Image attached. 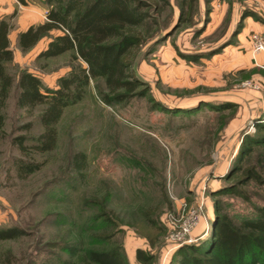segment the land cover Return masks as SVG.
Wrapping results in <instances>:
<instances>
[{
  "label": "rangeland",
  "instance_id": "obj_1",
  "mask_svg": "<svg viewBox=\"0 0 264 264\" xmlns=\"http://www.w3.org/2000/svg\"><path fill=\"white\" fill-rule=\"evenodd\" d=\"M142 1L149 17L132 70L145 96L107 105L100 95L113 96L103 77L91 79L58 120L54 148L30 155L12 139L23 135L30 144L42 132L43 105L16 108L9 97L0 130V227L21 234L0 240V264H94L88 251L114 248L127 264H142L137 248L153 256L149 264H168L180 245L210 235L216 199L235 223L264 204V184L254 182L241 187L245 198L211 195L228 183L242 137L263 120L264 53L252 54L250 36L264 33V0H195L192 8ZM48 39L26 50L12 43L9 71L25 67L57 87L60 75L86 65L72 51L40 56ZM16 158L40 168L20 178ZM193 209L199 221L175 239Z\"/></svg>",
  "mask_w": 264,
  "mask_h": 264
},
{
  "label": "trees",
  "instance_id": "obj_2",
  "mask_svg": "<svg viewBox=\"0 0 264 264\" xmlns=\"http://www.w3.org/2000/svg\"><path fill=\"white\" fill-rule=\"evenodd\" d=\"M24 4V0H19ZM195 0H182L181 8H192ZM46 20L29 26L17 35V45L23 49L34 46L43 36H49L47 44L39 51L43 57H51L72 51L85 66H73L58 77L57 87H48L28 68H20L16 74L8 69L13 60L6 20L0 21V130L4 124V109L13 94L16 108H33L43 105L38 122L43 130L36 137L15 136L12 143L22 154L47 152L54 148L57 139L56 124L64 109L82 99L90 80L103 77L113 98L101 94V100L109 105L132 97L145 96L143 81L132 70L134 49L142 41L139 28L149 14L142 0H44ZM52 30L58 32L53 34ZM228 108L230 105H225ZM228 106V107H227ZM254 124L255 133H246L239 144L232 173L225 175L227 184L214 190L213 197L233 195L245 198L241 189L249 182L264 184V115ZM30 123L27 124V127ZM260 150L256 162L249 161L255 149ZM84 155L78 153L75 158ZM248 163V162H247ZM41 162L32 158H16L15 167L20 178H26L40 168ZM215 200V221L210 235L196 243L180 245L168 264H264V204L253 214L235 223L222 211ZM21 234L17 227H0V240L13 239ZM136 259L149 264L153 256L137 248ZM86 260L94 264H127L119 248L108 251L90 250Z\"/></svg>",
  "mask_w": 264,
  "mask_h": 264
},
{
  "label": "crops",
  "instance_id": "obj_3",
  "mask_svg": "<svg viewBox=\"0 0 264 264\" xmlns=\"http://www.w3.org/2000/svg\"><path fill=\"white\" fill-rule=\"evenodd\" d=\"M24 1L25 3L21 4L19 0H0V21L6 20L11 26L8 32L10 46L12 43H17V35L20 31L46 20L44 0Z\"/></svg>",
  "mask_w": 264,
  "mask_h": 264
},
{
  "label": "built area",
  "instance_id": "obj_4",
  "mask_svg": "<svg viewBox=\"0 0 264 264\" xmlns=\"http://www.w3.org/2000/svg\"><path fill=\"white\" fill-rule=\"evenodd\" d=\"M250 50L253 55L263 52L264 53V33L254 32L250 36ZM185 208H183V211ZM200 219V211L198 209L188 210L182 216L178 231L173 234L175 239H180L185 234H188Z\"/></svg>",
  "mask_w": 264,
  "mask_h": 264
}]
</instances>
